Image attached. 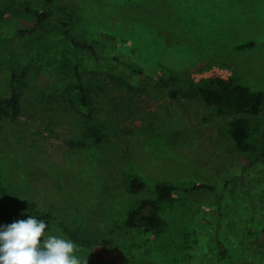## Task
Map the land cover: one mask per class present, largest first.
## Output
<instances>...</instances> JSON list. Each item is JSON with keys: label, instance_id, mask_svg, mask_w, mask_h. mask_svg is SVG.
<instances>
[{"label": "rangeland", "instance_id": "1", "mask_svg": "<svg viewBox=\"0 0 264 264\" xmlns=\"http://www.w3.org/2000/svg\"><path fill=\"white\" fill-rule=\"evenodd\" d=\"M158 1L0 0V95L19 102L0 120V199L46 215V235L72 240L88 264H142L147 253L165 264H264V106L236 115L249 117L258 147L243 152L229 135L235 116L181 94L211 77L264 92V0ZM43 11L69 34H17ZM128 59L161 74L145 83ZM134 177L144 188L131 190ZM159 182L207 188L161 201L164 232L137 237L127 214ZM218 235L229 248L221 262Z\"/></svg>", "mask_w": 264, "mask_h": 264}, {"label": "trees", "instance_id": "2", "mask_svg": "<svg viewBox=\"0 0 264 264\" xmlns=\"http://www.w3.org/2000/svg\"><path fill=\"white\" fill-rule=\"evenodd\" d=\"M52 1V0H46ZM156 3L158 0H151ZM34 17V19H33ZM67 22L62 17L53 11H43L40 13L33 12L32 23L17 31L20 35H29L38 31H43L49 27L56 26L65 35L69 34ZM167 43H170L169 41ZM79 45V42H75ZM83 47L86 46L82 44ZM252 42L241 45L251 46ZM123 63L131 68L133 71L146 75L145 83L152 84L156 76L161 74V70L146 67L143 69L137 65L136 59H128ZM156 75V76H155ZM77 78V96L83 105H88L89 98L84 80L81 79L79 72H76ZM177 91H171V96H175ZM184 98H198L212 107L213 113L217 116H235L229 122V135L234 144L243 152L255 151L258 147L256 142L250 140L251 122L248 116H238V114L245 115H259L263 111L264 106V92L261 90L251 89L248 85L238 82L234 77H211L203 78L199 81L190 80L188 85L181 90ZM19 112L18 94L14 91L2 99L0 95V120L3 117H15ZM151 131L156 130L155 126L148 128ZM154 132V131H153ZM151 133H141V140L146 145ZM174 143L167 140L166 144ZM145 182L139 178H132L130 180V188L132 191H137L144 188ZM207 188L204 184L194 186H178L172 183L159 182L155 185L156 196L155 198L142 199L136 206L129 210L126 218L127 227L132 230L133 235L146 238L149 236H156L164 232L166 222L161 217L160 202L170 201L176 195H189L198 190ZM6 199H0V219H4L9 223L16 220H26L30 215L35 216L37 219H43L47 224L45 233L50 230V221L46 215L37 216L34 212L26 208L22 203H10ZM47 218V219H45ZM216 245H223L220 247L216 259L221 262L229 256V248L224 244V239L218 235ZM144 261L160 264L158 259L153 255L147 253ZM141 262V261H137ZM163 262V261H162ZM165 264V263H164Z\"/></svg>", "mask_w": 264, "mask_h": 264}, {"label": "clouds", "instance_id": "3", "mask_svg": "<svg viewBox=\"0 0 264 264\" xmlns=\"http://www.w3.org/2000/svg\"><path fill=\"white\" fill-rule=\"evenodd\" d=\"M46 228L43 219L32 215L0 225V264H88V257L74 255L79 245L46 235Z\"/></svg>", "mask_w": 264, "mask_h": 264}, {"label": "crops", "instance_id": "4", "mask_svg": "<svg viewBox=\"0 0 264 264\" xmlns=\"http://www.w3.org/2000/svg\"><path fill=\"white\" fill-rule=\"evenodd\" d=\"M161 1L162 0H160V3H161ZM158 3H159V1H158ZM179 13V12H178ZM180 14V13H179ZM173 26H174V21H173ZM179 27H180V21H175V29L176 30H178L179 29ZM162 37H159V43H156L155 44V46H156V48H159V49H161L162 48ZM142 262V264H155V263H153V262H146V261H141ZM160 264H164L163 262H159Z\"/></svg>", "mask_w": 264, "mask_h": 264}, {"label": "built area", "instance_id": "5", "mask_svg": "<svg viewBox=\"0 0 264 264\" xmlns=\"http://www.w3.org/2000/svg\"><path fill=\"white\" fill-rule=\"evenodd\" d=\"M224 78V77H223Z\"/></svg>", "mask_w": 264, "mask_h": 264}]
</instances>
